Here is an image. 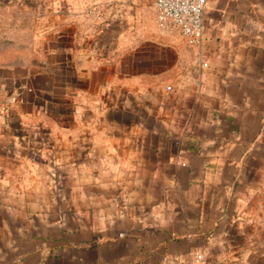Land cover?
Segmentation results:
<instances>
[{"label": "crops", "instance_id": "1", "mask_svg": "<svg viewBox=\"0 0 264 264\" xmlns=\"http://www.w3.org/2000/svg\"><path fill=\"white\" fill-rule=\"evenodd\" d=\"M154 3L0 0V264H264V0Z\"/></svg>", "mask_w": 264, "mask_h": 264}, {"label": "built area", "instance_id": "2", "mask_svg": "<svg viewBox=\"0 0 264 264\" xmlns=\"http://www.w3.org/2000/svg\"><path fill=\"white\" fill-rule=\"evenodd\" d=\"M206 4L207 0H155L156 20L161 30L178 32L188 44L198 45L206 30Z\"/></svg>", "mask_w": 264, "mask_h": 264}]
</instances>
